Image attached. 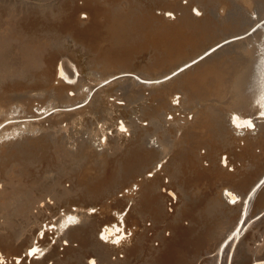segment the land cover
<instances>
[{
	"label": "bare ground",
	"instance_id": "obj_1",
	"mask_svg": "<svg viewBox=\"0 0 264 264\" xmlns=\"http://www.w3.org/2000/svg\"><path fill=\"white\" fill-rule=\"evenodd\" d=\"M260 113L264 0H0L4 264H264Z\"/></svg>",
	"mask_w": 264,
	"mask_h": 264
},
{
	"label": "snow or ice",
	"instance_id": "obj_2",
	"mask_svg": "<svg viewBox=\"0 0 264 264\" xmlns=\"http://www.w3.org/2000/svg\"><path fill=\"white\" fill-rule=\"evenodd\" d=\"M184 3L187 4L188 3V0H184ZM193 13L196 15V16H200L201 15V12L195 8L192 9ZM165 15L169 16V17H173L174 18V14L171 13V12H168V13H165ZM261 25L260 24H257L255 28H253V32H255L258 28H260ZM239 38V37H238ZM61 75H63V73H61ZM176 73H173V76H175ZM115 78V77H114ZM165 79H170L169 77H166ZM137 80H139V77H137ZM70 82H74V81H70ZM105 83H108V81H105ZM144 83H153L152 81H145ZM155 83H160V81H155ZM85 91H88L87 89H85ZM76 93L74 92H69L68 95L69 96H74ZM179 100V97H177L175 100H173V104H176ZM85 104L88 103V100H85L84 102ZM118 103H123L122 101H118ZM84 105L83 104H77L76 105V108H82ZM75 109H66V111H74ZM51 115V114H49ZM260 116L261 117H264V113H260ZM169 120L172 119L171 116L168 117ZM232 124L236 127V128H248V129H252L254 130L255 129V124L253 123L252 119H248V120H245L243 122H238V117L236 116H233L232 117V120H231ZM5 127L4 124H0V128H3ZM119 131L122 132V133H127V128L124 126V123L123 121L120 122V127H119ZM19 135V134H17ZM11 139V138H9ZM107 138H105L106 140ZM153 143H155V141H153ZM152 173L150 172L149 173V176H151ZM261 183H264V181H262ZM0 187H3L2 185H0ZM228 195H232L231 193H228ZM230 203H232L233 205H235L237 203V198L235 196L232 197V200L230 201ZM244 207L247 206V200L244 201V204H243ZM94 211V210H93ZM261 215H264V214H261ZM257 219H260V217H257ZM247 220V217L245 218V220H241L240 223L241 224H244ZM77 221H76V218L74 216H68L67 219L65 220V222L63 224L60 225L61 228H66L68 227L69 225H72V224H75ZM120 230L117 229V232H119ZM241 231L240 228H237L235 232H233L232 236L233 237H236L237 233H239ZM41 235H43V233H41ZM127 235H131L130 232L128 233H125V235H116L115 233H112V232H109L107 235H101V239L104 240L105 242H108L109 240V236H115V239H112L111 240V243L114 244V245H119L121 243V241L123 239L126 238ZM229 239L231 240L232 237H229ZM52 243H55V241H52ZM65 244H67V241H65ZM37 253H40V255H43V253L41 252L40 249L36 248V247H32L28 250L27 253H25V261L27 260V258H36L38 259V256H37ZM0 264H4V261H3V258L2 256H0ZM16 264H21V261L19 259L16 260ZM91 264H95V261H92Z\"/></svg>",
	"mask_w": 264,
	"mask_h": 264
},
{
	"label": "rangeland",
	"instance_id": "obj_3",
	"mask_svg": "<svg viewBox=\"0 0 264 264\" xmlns=\"http://www.w3.org/2000/svg\"><path fill=\"white\" fill-rule=\"evenodd\" d=\"M264 252V251H263Z\"/></svg>",
	"mask_w": 264,
	"mask_h": 264
}]
</instances>
